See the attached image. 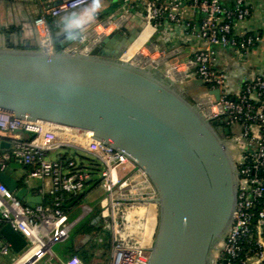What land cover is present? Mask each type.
Here are the masks:
<instances>
[{
  "label": "water",
  "instance_id": "95a60500",
  "mask_svg": "<svg viewBox=\"0 0 264 264\" xmlns=\"http://www.w3.org/2000/svg\"><path fill=\"white\" fill-rule=\"evenodd\" d=\"M133 39L123 28L87 52L0 48V109L90 130L146 173L159 207L147 264H215L214 251L234 220L238 172L218 121L205 116L196 98L219 99L221 91L195 78L206 90L190 100L156 66L122 59ZM0 182L29 206L42 202L9 171L0 170ZM101 222L97 215L92 224ZM0 226L14 252L28 248L18 231Z\"/></svg>",
  "mask_w": 264,
  "mask_h": 264
},
{
  "label": "built area",
  "instance_id": "2783aa9c",
  "mask_svg": "<svg viewBox=\"0 0 264 264\" xmlns=\"http://www.w3.org/2000/svg\"><path fill=\"white\" fill-rule=\"evenodd\" d=\"M120 1V16H110L93 27L99 35L95 45L104 36L122 30L128 22L132 23L131 8L142 13L145 26L157 29L164 23H171L181 28L186 38L197 43L194 55L185 62L186 69L182 70V63L177 62L166 74L176 82H182L186 77L201 78L207 83V89H220L219 99L209 95L197 99V102L207 118L218 121L219 130L224 132L226 127L230 129L237 149L234 156L238 172L237 205L232 226L214 251L215 264H264V75L245 79L241 90L232 95L227 91L226 74L216 69L214 64L217 46H232L246 53L260 40L257 34H237L234 30L238 21L252 14V0ZM90 3L91 0H61L60 4L44 6L42 14L34 19L42 42L53 49V33L48 18H58ZM64 49L87 52L91 48L66 46ZM162 53L166 51L162 50ZM137 63L146 64L143 61ZM73 131L75 142H66L64 134L57 133L40 120L18 118L0 109V170L7 171L14 162L19 161L27 168L26 177L43 181L38 189L42 202L33 207L0 182V222L9 224L25 237L28 247L30 244L31 247H42L43 240L58 224H64L63 232L57 233L47 248H40L42 252L66 239L76 225L63 209L66 204L63 195L67 194L69 198L77 196L93 180L87 167L77 162L75 155L78 151L94 156L103 165L100 183L106 196L98 206L99 215L108 228L116 224V213L121 205L154 202L157 196L146 173L128 156L95 138L90 130L74 127ZM19 132L32 136L23 138ZM7 134L12 135L9 149L4 148V135ZM59 148H65L64 157L52 159L48 156L50 151ZM120 168L128 171L121 175ZM133 170L138 176L137 181L130 177ZM46 180H49V186L44 182ZM83 210L88 217L94 212V207L87 205ZM47 226H52L51 231L47 232ZM97 240L102 241V238ZM248 244L252 254L246 253L244 256ZM11 250L9 242L0 246L2 255H7ZM148 251L140 244L127 243L115 232L110 264H147ZM63 264L85 263L79 255H73Z\"/></svg>",
  "mask_w": 264,
  "mask_h": 264
},
{
  "label": "crops",
  "instance_id": "0c3cea01",
  "mask_svg": "<svg viewBox=\"0 0 264 264\" xmlns=\"http://www.w3.org/2000/svg\"><path fill=\"white\" fill-rule=\"evenodd\" d=\"M58 0H0V48H24L34 50H51L50 46L44 44L34 26V19L42 14L44 6L56 3ZM91 4V3H90ZM87 4L76 10L67 12L58 18H48L49 25L53 33V49H64L66 46L78 47L80 49L92 48L95 45L96 39L99 35L94 31L93 27L110 18H117L122 14V3L120 0H103V7L97 13L95 20L90 23L83 33L86 39H79L75 42L66 41L63 37L65 35L64 25L67 20L71 19L75 15L85 10L90 6ZM252 14L245 20L238 21L235 24V32L237 34L254 33L257 34L260 40L257 44L251 48L248 52L242 53L232 46H217L215 67L216 69L226 74L227 91L235 95L242 87L245 79H253L256 76L264 75V0H252ZM132 10V23L129 22L128 30L137 29L140 31V37L132 43L129 48L131 49H144L141 53L133 55L128 61L134 60L136 62L143 61L146 64H151L157 67L158 72L166 73L170 70V67L177 62L182 63V70H185V62L189 60L193 55L197 47V43L184 36L181 28L173 26L171 23H164L159 28L153 26H145L141 28L143 23V15L139 10ZM165 50L166 53H162ZM171 78V77H170ZM172 79V78H171ZM194 77L183 78L182 82L177 81L186 92L189 97H195L198 94L206 90V87L200 86L194 82ZM23 138H29L32 134L27 132H19ZM12 135H4V148L9 149L11 147ZM55 151H50L48 156L52 159L64 157L66 152L57 151V155L53 158L51 154ZM131 170V168H129ZM11 175L18 180L20 188H27L33 195H40L38 192L39 187L43 184L42 180L26 177L27 168L19 161L14 162L8 170ZM130 177L133 181L138 180V176L133 170L130 173ZM46 183V181H44ZM96 187H92L91 191ZM102 200V199H101ZM100 200V201H101ZM138 204H123L120 206L116 213V224L112 225L111 229L108 228L107 223L103 222L101 227H98V233H102L104 230H110V238L113 234L119 233L121 238L127 243L140 244L147 239L142 234V226L145 222L143 216H129L132 211L138 209ZM139 217L140 221H131V218ZM96 219V216L92 218V221ZM99 223V221H98ZM127 223L130 227H135L138 235L131 236L126 233V230L121 232V224ZM132 223L134 226H131ZM157 222L154 232L149 240L151 241L155 231L157 229ZM97 233V234H98ZM84 235L80 241H76L75 248L80 249L82 246L91 248L94 256L97 254V248L92 249L93 242L91 239L86 238ZM96 235L94 238L97 242ZM102 238V237H101ZM7 242L6 239L0 237V246ZM102 242V241H100ZM112 243V239H110ZM110 249V248H109ZM106 252L105 256H109L110 252ZM23 253V252H22ZM20 253L10 264H15L19 259L29 257L32 253L27 250L24 254ZM57 256V253L55 254ZM0 256H4L0 254ZM93 256V257H94ZM58 257V256H57ZM69 259V258H68ZM67 260V259H66ZM0 264H3L0 262ZM48 264V263H46Z\"/></svg>",
  "mask_w": 264,
  "mask_h": 264
},
{
  "label": "rangeland",
  "instance_id": "374dc122",
  "mask_svg": "<svg viewBox=\"0 0 264 264\" xmlns=\"http://www.w3.org/2000/svg\"><path fill=\"white\" fill-rule=\"evenodd\" d=\"M141 51H145V50L142 49V50L139 51V53H141ZM197 99H198V97L196 98V100ZM226 142H227V145H228L232 155L235 156L237 154V149L235 148L236 147L235 143L233 142L232 139H230L229 141H226ZM57 151L62 152V153L66 152L65 148H59V149L56 150V152L54 154H51V157L54 158L57 155ZM73 153H74V151H73ZM75 158H76L78 163H81L82 166L87 167L86 170L92 174V178L94 179L93 182H88V184H87V186L85 188V191L90 190L93 186H95L96 188L94 190H92V191H88L85 201L81 202L77 206V209L75 210V212L76 211L77 212L73 215V217L74 216H78L82 212L84 206L85 207L87 205L94 206L96 202L100 201L101 199L105 198V196H106L105 189L103 188V186L100 183L101 170H102L103 165L94 156H92L90 154H87L85 152H82V151H78L76 153V155H75ZM126 171H128V170H126ZM126 171L122 170L121 168L119 169V172H120L121 175H123ZM46 183L49 186V180H46ZM158 212H159V207L157 205V216H158ZM87 218L88 217H86V219ZM140 219L141 218H139V217H137V218L134 217L131 221L134 224V221H140ZM132 223H130V224H132ZM122 225H124V224H121V227H122ZM78 226L79 225H77L72 230V232L70 234V237L66 241L57 242L53 246V249H52L53 254H56L57 252H59L61 249L65 248L68 244H70L72 242L71 241L72 236L74 235V233H75L76 229L78 228ZM111 227H110V230H112ZM134 229H135V227L132 228V227L129 226L126 229V233L131 235V236H133V237L138 235L137 231H135ZM97 232H98V230L97 231L94 230L93 233H97ZM155 234H156V231H155ZM155 234H154V236H153L151 241L145 240L143 242H140V245L143 246L144 248L149 249L151 247L153 241H154ZM97 235L102 237V238H106V235L103 234V233H98ZM83 236H84V234L78 235L75 238L74 242L80 241ZM110 239H112V237ZM111 244L112 243H110V249H109L110 255L106 257L105 254L108 251V249L106 247L100 245V247L97 248L98 249L97 250V254L93 257V259L91 261V264H110V262H111ZM30 248H31V244H30V247L26 248V250L23 251L22 254H24ZM19 255H21V254L20 253L18 254L16 252H14L13 250H11L7 255L0 256V262H2L3 264H10ZM59 260L60 259L56 255H54V256L47 255L43 259L37 260V261H35L32 264H46V263H48V264H57L59 262ZM26 261H27V257H24L23 259H19L17 261V263H15V264H24Z\"/></svg>",
  "mask_w": 264,
  "mask_h": 264
},
{
  "label": "bare ground",
  "instance_id": "6f19581e",
  "mask_svg": "<svg viewBox=\"0 0 264 264\" xmlns=\"http://www.w3.org/2000/svg\"><path fill=\"white\" fill-rule=\"evenodd\" d=\"M129 25V22L126 24L125 28L127 29ZM150 26V25H149ZM151 27V26H150ZM152 28V27H151ZM153 29V28H152ZM128 30V29H127ZM129 33L134 36L133 41H130L127 44V49L124 52V54L122 55V59L123 60H128L129 58H131L133 55L137 54L139 52V49H131L129 48V46L134 43L139 37H140V31L137 29H133V30H128ZM41 122H44L46 125L52 127L57 133L59 134H64V136L66 137L65 141L66 142H75L74 139V135L75 132L73 131L74 126H70V125H65V124H61V123H57V122H52V121H47V120H40ZM139 208L135 209L134 211L131 212V214L129 215L131 216H143L144 217V224L142 226V234L144 236L145 239L149 240L150 237L152 236L155 226H156V222H157V204L155 202H143V203H139ZM87 215L85 213L84 210H82V212L78 215V216H74L72 217L70 220H72V222H76V225L71 229V231L67 234V238L58 242H62V241H66L69 237L70 234L72 232V230L79 225L84 219H86ZM133 218H131L132 220ZM127 223H124V225H122V227H120L121 232L125 231L128 227ZM131 226H133V224H131ZM51 227L52 226H47V232L51 231ZM64 228V224L59 223L58 227L54 229V231L48 235V237L46 239L43 240V245L42 247H46L49 244V241L58 233L61 234ZM57 229V230H56ZM124 233V232H123ZM56 244V243H55ZM54 244V245H55ZM53 245V246H54ZM53 246L51 248H49L47 251H39L40 248H42L41 246H33L31 247L30 250L31 251V255L27 258L26 262H30L31 260H34V256H37V258L32 261V263H34L37 260H41L44 257H46L47 255L50 256H54L55 254H53L52 249ZM42 252V253H41ZM25 262V263H26ZM24 263V264H25ZM31 263V264H32Z\"/></svg>",
  "mask_w": 264,
  "mask_h": 264
},
{
  "label": "trees",
  "instance_id": "16d2710c",
  "mask_svg": "<svg viewBox=\"0 0 264 264\" xmlns=\"http://www.w3.org/2000/svg\"><path fill=\"white\" fill-rule=\"evenodd\" d=\"M189 98L192 101L194 100V98H192V97H189ZM93 181H94V179L91 182H93ZM91 189L88 190V191H91ZM88 191H85V190L83 191L84 195H83V197L81 199L79 198V195L81 193L78 194L77 196H73L71 198H69V196L67 194L63 195L64 199L66 200V204H64L63 209L65 210L66 213H68L70 215L71 218L77 212V211L75 212V210L77 209V206L81 202L85 201ZM61 196H62V194H61ZM76 200H78V201L74 204V206H72V207L68 206V204H70V203H72V202H74ZM99 202L100 201L96 202L95 205L93 206L94 207V212L91 215H89L87 219H84L79 224V226L76 229L74 235L72 236V239H71L72 242L70 244H68L65 248H63L59 252H57V256L60 259L57 264H63V262L66 261V259L72 257L73 255H79L83 259L85 264H91V261H92L93 256H94V253L91 250V248H87L86 246H82L80 249H76L75 248L74 240H75V238L78 235H82V234L90 235L91 236V241H93L92 249H94L95 247L98 248V247H100V245L106 247L107 249L110 248V230H104L102 232L103 234L106 235V238H102V242H97L94 239L98 232L97 233H93V232H94V230L97 231L99 229H98L97 225L92 224V218L94 216L99 215V213H100V207L98 206ZM255 237H256V233H255ZM246 253L252 254L251 247H250L249 244L247 245V248H246V251L244 253V256H245Z\"/></svg>",
  "mask_w": 264,
  "mask_h": 264
},
{
  "label": "clouds",
  "instance_id": "9594fccd",
  "mask_svg": "<svg viewBox=\"0 0 264 264\" xmlns=\"http://www.w3.org/2000/svg\"><path fill=\"white\" fill-rule=\"evenodd\" d=\"M102 7L103 0H91L88 8L67 20L64 25V39L69 42H75L81 39L88 25L95 20L97 13Z\"/></svg>",
  "mask_w": 264,
  "mask_h": 264
},
{
  "label": "flooded vegetation",
  "instance_id": "af4514ba",
  "mask_svg": "<svg viewBox=\"0 0 264 264\" xmlns=\"http://www.w3.org/2000/svg\"><path fill=\"white\" fill-rule=\"evenodd\" d=\"M218 131L220 132V134H222V136L225 138L226 141H229L231 139L232 133L230 131L229 134H226L225 131H221L219 130V127H217Z\"/></svg>",
  "mask_w": 264,
  "mask_h": 264
}]
</instances>
